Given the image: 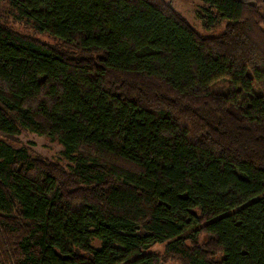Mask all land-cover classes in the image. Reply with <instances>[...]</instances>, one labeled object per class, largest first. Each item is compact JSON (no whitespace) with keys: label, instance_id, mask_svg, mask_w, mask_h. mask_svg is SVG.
I'll return each instance as SVG.
<instances>
[{"label":"trees","instance_id":"trees-1","mask_svg":"<svg viewBox=\"0 0 264 264\" xmlns=\"http://www.w3.org/2000/svg\"><path fill=\"white\" fill-rule=\"evenodd\" d=\"M0 1L59 44L0 21L4 264H264V0H202L217 37L164 0Z\"/></svg>","mask_w":264,"mask_h":264},{"label":"rangeland","instance_id":"rangeland-1","mask_svg":"<svg viewBox=\"0 0 264 264\" xmlns=\"http://www.w3.org/2000/svg\"><path fill=\"white\" fill-rule=\"evenodd\" d=\"M169 3L175 11L182 15L197 31L202 37H217L224 33L226 28V23H223L217 29L212 32L206 31L203 27L201 20L199 19V14L202 11L203 2L202 0H164ZM262 15L264 17V4L262 7ZM0 21H2L7 27L17 32L18 34L31 37L35 40H38L42 43L58 46V42L49 34H38L30 26L23 24V21L14 16L9 5L5 2L0 1ZM226 86L224 83L219 84V88ZM4 142H7L15 149L26 148L29 151V154L40 161H45L48 164L60 166L65 170L68 163L64 159L62 152L63 149L57 143L50 141L45 137L38 136L34 133H31L26 130H22L21 134L16 137H6L1 138ZM200 243L206 244L207 238L202 235L200 237ZM94 246L99 248L101 243L94 241ZM166 245H156L150 249V252L156 253L161 257V264H180L177 260L166 259L167 255L165 254ZM0 264H4L0 258Z\"/></svg>","mask_w":264,"mask_h":264}]
</instances>
